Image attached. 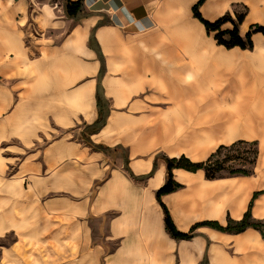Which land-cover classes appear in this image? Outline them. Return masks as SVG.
Returning <instances> with one entry per match:
<instances>
[{"label": "crops", "instance_id": "obj_1", "mask_svg": "<svg viewBox=\"0 0 264 264\" xmlns=\"http://www.w3.org/2000/svg\"><path fill=\"white\" fill-rule=\"evenodd\" d=\"M67 1L79 0H0L1 142L10 139L20 142L16 133L27 131L31 118L45 124L49 121L57 131H69L78 121L87 126L94 124L99 118L101 85L108 114L106 124L90 140L110 150L121 147L117 131L126 116L117 111L110 113L105 88L112 90L114 84L140 80L130 77L133 71L125 75L117 71L116 65L133 59L143 63L154 59L147 53L155 50H145L139 43L143 37L165 35L169 29H182L185 34L188 22L200 34L208 32L205 24L194 16V7L200 2L199 12L211 24L230 17L220 31L232 30V21L242 14L245 15L239 28L242 37L255 25L264 27V0H83L76 17L68 16ZM252 40L254 53L259 47L264 51L263 33L253 34ZM217 45L196 44L193 50L208 54L235 51L252 54L250 49H224ZM255 67L258 75L264 77L263 60L259 59ZM161 72L157 78L153 75L152 86L156 79L161 80ZM257 102L264 103V85ZM150 111L155 112L153 108ZM153 126L154 122L145 129V138H153ZM70 136L63 134L53 139L45 160L41 161L43 175L40 177L36 172L34 176L37 189L44 181L38 194L53 196L41 207L54 217L57 235L66 230L68 242L81 249L80 257L68 264H172L177 259L176 252L189 264H200L204 247L229 264L235 263L230 255L210 247L209 241L205 244L200 234L180 242L167 234L164 211L156 197L157 190L165 185L166 161L133 152L135 155L132 153L126 168L123 159L116 164L111 153L85 148ZM121 136L129 140L128 135ZM151 144L145 141L137 147L148 151ZM22 177L26 179V175ZM257 183L243 180L227 186L208 184L202 187L204 200L199 201L193 213L221 217L222 208L213 201L219 198L240 217L251 191L262 187ZM205 188L210 191L206 193ZM181 206L186 210L184 204ZM254 211L258 218L264 219V194L256 200ZM234 243L246 249V264H264L262 235L246 232L235 238Z\"/></svg>", "mask_w": 264, "mask_h": 264}, {"label": "rangeland", "instance_id": "obj_2", "mask_svg": "<svg viewBox=\"0 0 264 264\" xmlns=\"http://www.w3.org/2000/svg\"><path fill=\"white\" fill-rule=\"evenodd\" d=\"M240 12L244 13V10H240ZM168 31L169 33L165 35H148L139 42L143 45V49L155 50L147 53L152 55L153 60L143 63L133 59L116 65L117 71L124 72V75L133 71L135 73L130 77L140 80L133 83L114 84L112 90L105 88L108 93L110 113L117 111L126 116L121 120L117 131L120 133L117 142H121L124 147L105 152L111 153L116 164L118 159H123L126 168L129 167V159L133 152L137 153V156L157 157L161 161L185 156L194 163H201L207 161L219 147L242 142L237 147L240 150L232 152L234 153L232 155L235 156L229 159L213 178L207 176L206 169L195 171L184 168L175 169L173 171L174 179L181 186L173 193L163 196L162 200L168 207L180 232L200 234L205 244L209 241L210 247H215L218 253L234 258L235 263L230 262V264H246V249L235 244V238L246 234V232L262 235L261 232L253 227L240 233L229 232L226 229L230 220L239 221L244 218L251 203L253 205L251 221L264 220L258 218L254 211L256 200L264 194V146H262L264 143V115L259 114L264 112V103L256 102V104L246 105L245 102L239 105L237 99L234 98L237 97L236 93L228 95L227 99L217 100L211 97L212 99H208V101L203 98L205 93L202 96L198 93H183L177 96L176 103L173 99L167 100L161 95L162 93L156 85L158 83L152 86L150 80L153 75L154 78H157L162 67L170 68L178 64H186L189 67L192 60L197 58H199L198 60H207V51L196 52L193 50L196 44L218 46V42L215 40L216 33L203 32L200 34L198 28L191 22L185 26V34H182V29H169ZM222 47L226 49L225 46ZM134 55L136 53L133 52ZM145 72L147 73L144 74ZM233 86L234 91L236 90L238 93V86L234 84ZM150 108H153L155 112L152 113ZM223 109L244 110L247 112L246 118H249L246 120L250 121L246 130H243V127L219 126L217 132L219 134L234 133L233 138L227 142L214 144L213 137L216 135L197 141L189 138L182 141L169 140L163 143L156 142L151 136L144 137L145 129L151 128L158 117L165 120L181 114L187 125L193 113L203 116L212 111ZM30 122H34L36 126L34 127ZM49 123L48 121L45 124L36 118H31L26 126L27 131L16 133V135H20V142L17 139L0 141V264H68L80 257L82 253L79 245L68 242V235H65L66 230L60 231L63 233L62 235H57L59 230L57 224L54 226V217L51 214H46L41 207V204L45 205L53 196L38 194L44 186V181L37 189L34 176L36 172L40 177L43 175L41 161L45 160V152L55 137L63 136V134L71 135L70 137L82 144L83 147H90L91 150H97V148L88 141L92 135L87 129L89 125L78 121L69 131H57L59 129ZM37 129L39 131H36ZM124 134L128 135V141L122 139L121 135ZM145 141L152 143L151 147H148V151L146 148L137 147ZM25 144L27 146H24ZM98 146L106 147L103 144ZM118 150L119 154L116 153ZM226 155L227 152L224 151L216 158L223 160L226 159ZM237 155L241 157L235 159ZM36 166L38 169L35 168ZM239 168L250 170L252 173L250 175L234 173ZM24 175H26V179L22 177ZM167 180L168 172L166 171L165 183ZM243 180L252 183L258 181L257 185L262 187L251 191L247 207L240 217L235 216L232 209L225 207L219 198H215L213 201L216 207L222 208L221 217L218 218L215 215L201 217L199 214L193 213V209L199 201L204 200L202 187L214 183L225 186L231 182L240 184ZM182 204L186 206V210H183ZM55 221L58 223L57 220ZM166 231L172 237L167 229ZM174 239L178 242L182 241ZM212 254L211 250L208 251L204 247V257L200 264H203L205 259V264H211L214 260L217 261L216 264H229L221 256L218 258V255ZM176 256L177 259L172 264H189L187 260H183L179 256L178 252H176ZM163 258L165 260V257ZM242 260L244 263L240 262Z\"/></svg>", "mask_w": 264, "mask_h": 264}, {"label": "bare ground", "instance_id": "obj_3", "mask_svg": "<svg viewBox=\"0 0 264 264\" xmlns=\"http://www.w3.org/2000/svg\"><path fill=\"white\" fill-rule=\"evenodd\" d=\"M207 56L205 61L192 60L189 67L186 64H178L163 68L160 73L161 80L156 79L161 95L167 100L173 99L175 103L177 96L183 93H198L201 96L205 93L203 98L207 101L212 99L211 97L217 100L227 99L228 95L236 93L237 97L234 98L239 105L245 102L246 105L256 104L260 100L264 77L258 75L255 66L259 59L264 62L262 47L252 54L235 51L230 54L211 53ZM233 84L238 86V93L234 91ZM246 119L249 120L246 118V111L229 109L212 111L203 116L193 113L187 125L181 114L165 120L158 117L152 128L153 138L156 142L182 141L189 138L197 141L216 135L213 142L218 144L231 140L234 135L233 132L217 133L219 126L243 127V130H246L250 124ZM209 191L205 188L206 193Z\"/></svg>", "mask_w": 264, "mask_h": 264}, {"label": "trees", "instance_id": "obj_4", "mask_svg": "<svg viewBox=\"0 0 264 264\" xmlns=\"http://www.w3.org/2000/svg\"><path fill=\"white\" fill-rule=\"evenodd\" d=\"M200 5H201V2L194 7V16L205 24L208 32L219 31L215 36V40L218 42L219 45L225 46L227 49L240 47L242 49L252 50L254 48V42L252 40L253 34L258 33V32H261L264 34V27L260 25H255L251 28V31H249V33L245 37H242L240 35L239 28H240V24L243 22L245 18L244 14L238 16V19L236 21L235 20L232 21L234 24V28L232 30L220 31L221 26L225 22L231 20L230 17L226 16L223 19L216 22L215 24H211L210 22L206 21L200 14L199 12ZM82 7H83V0H79L78 2H71V1L66 2L67 14L70 17H76L78 13L82 10ZM91 41H92V44H95L96 42L93 36L91 38ZM103 69H104V66L102 67V70ZM107 105H108V102L103 96V90H102L101 85H99V88H98L99 118L94 124L89 125L87 127L88 131H90L92 134L98 132L106 124V118L108 114ZM88 141L97 149H100L103 151H110L108 147L98 146L94 144L90 139H88ZM241 143L242 142H236L232 144L231 146H221L218 148V150L215 153H213L210 156V158L207 161L201 162V163H194L190 159L186 158L185 156H182L180 158H167L166 159L168 180L165 183V185L157 191V199L164 210L166 229L169 231L172 237L179 239V240H188L195 236V233L185 234V233L180 232L177 229L168 207L162 201L163 196L173 193L181 186L179 183L175 181L173 171L179 168H184V169L193 170V171L199 170V169H206V171H208L207 176L213 178L216 176L217 174L216 172L220 171L224 167V164L229 159L235 156V155H232L234 154L232 152H236L240 150V148L237 149V147L240 146ZM224 151L227 152L226 159L221 160L219 158H216V157H219L220 154L223 153ZM240 157H241L240 155H237L235 159L240 158ZM254 163H255V160H254ZM234 173H239L242 175H250L252 171L239 168L236 171H234ZM252 206L253 205L251 203L249 210L246 212L242 220H239V221L230 220L226 230L229 232L240 233L250 227H253L255 229H258L261 232L262 237L264 238V220H259L256 222L251 221ZM221 229L223 228L221 227Z\"/></svg>", "mask_w": 264, "mask_h": 264}]
</instances>
